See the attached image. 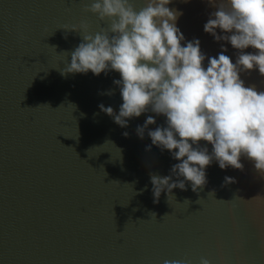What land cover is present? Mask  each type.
<instances>
[{"label":"water","instance_id":"95a60500","mask_svg":"<svg viewBox=\"0 0 264 264\" xmlns=\"http://www.w3.org/2000/svg\"><path fill=\"white\" fill-rule=\"evenodd\" d=\"M88 3L0 0V264H199L201 257L264 264V175L252 161L242 156V170L213 162L202 189L186 184L154 203L149 173L167 175L177 162L167 150L146 149L147 131L136 135L154 114L122 128L98 107L118 111L119 73L61 75L82 40L63 27H108L85 11ZM168 7L182 12L176 23L185 40L199 39L205 66L224 49L235 62L237 50L203 31L215 5ZM240 77L264 91L255 69ZM155 119L149 129L164 125L163 116ZM226 176L235 182L224 183Z\"/></svg>","mask_w":264,"mask_h":264},{"label":"clouds","instance_id":"9594fccd","mask_svg":"<svg viewBox=\"0 0 264 264\" xmlns=\"http://www.w3.org/2000/svg\"><path fill=\"white\" fill-rule=\"evenodd\" d=\"M207 2L216 10L209 13L203 31L237 50L235 62L224 49L207 57L205 66L199 39L185 40L176 23L182 12L168 7L171 0H145L139 9L133 0H89L85 11L108 27L95 32L86 24L63 27L79 30L82 40L71 51L62 76L119 73L113 81L122 101L118 111L98 107L122 128L143 113L154 114L137 125L136 135L143 139L147 131L151 145L146 149L154 145L167 150L177 161L167 175L149 173L154 203L161 193L169 198L173 189L185 190L186 184L193 192L202 189L213 162L222 170H242L243 156L264 175V91L245 86L240 77L253 69L264 76V0ZM249 48L253 51H245ZM156 116L165 118L164 125L149 129ZM234 182L233 177L224 178V183ZM199 264L211 262L201 257Z\"/></svg>","mask_w":264,"mask_h":264}]
</instances>
